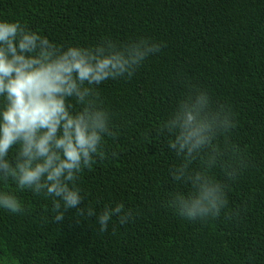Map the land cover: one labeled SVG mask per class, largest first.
I'll return each mask as SVG.
<instances>
[{"label": "trees", "instance_id": "obj_1", "mask_svg": "<svg viewBox=\"0 0 264 264\" xmlns=\"http://www.w3.org/2000/svg\"><path fill=\"white\" fill-rule=\"evenodd\" d=\"M0 20H19L50 40L87 46L147 37L161 44L130 78L97 86L115 137L83 170L85 203L132 213L100 232L93 217L51 222V203L13 192L23 213L0 209V257L8 264H264V0H0ZM230 112L221 144L241 164L215 218L187 221L166 203L174 156L155 128L191 87ZM3 187V185H0Z\"/></svg>", "mask_w": 264, "mask_h": 264}, {"label": "clouds", "instance_id": "obj_2", "mask_svg": "<svg viewBox=\"0 0 264 264\" xmlns=\"http://www.w3.org/2000/svg\"><path fill=\"white\" fill-rule=\"evenodd\" d=\"M161 46L147 37L64 45L19 20H0V209L25 210L7 190L11 181L17 191L50 201L52 223H62L72 209L77 223L93 217L100 232L114 217L121 225L130 221L121 203L86 204L79 181L105 155V138L116 135L97 86L130 78ZM231 127L230 112L193 86L154 129L174 156L166 203L182 219L215 218L226 207L227 185L215 169L226 180L240 170L235 151L221 144ZM0 264L8 261L0 257Z\"/></svg>", "mask_w": 264, "mask_h": 264}]
</instances>
